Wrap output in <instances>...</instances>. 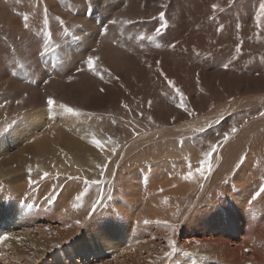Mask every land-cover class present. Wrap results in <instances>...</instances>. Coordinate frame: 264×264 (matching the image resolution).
<instances>
[{"label":"rangeland","instance_id":"1","mask_svg":"<svg viewBox=\"0 0 264 264\" xmlns=\"http://www.w3.org/2000/svg\"><path fill=\"white\" fill-rule=\"evenodd\" d=\"M261 3L264 0H0V156H9L5 162L0 159V235L10 236L17 245L27 237L24 247L0 249V264H77L73 256L79 264H262L264 257L256 249L264 251V240L245 233L249 239L243 237L245 223L264 221L253 219L260 211L264 215V194L248 204L264 184V28L255 27L257 15L264 25ZM160 11L166 13L168 27L156 36L160 21L153 17ZM25 14L28 30L23 28ZM105 27L107 34L101 35ZM241 41L242 53L237 54L235 46ZM89 55L99 57L94 66L101 69L103 80L88 71L76 72L77 67L86 68L81 61ZM161 71L185 94L195 116L175 106L179 98ZM69 75L74 77L71 82ZM49 95L75 111L48 109ZM32 112L41 113L30 117ZM232 126L237 132L214 154L207 179L195 178L188 194L184 185L166 183V177L181 182L187 163L196 166L218 138L216 133L222 136ZM200 127L206 133L194 131ZM35 137L48 140L36 145ZM109 137L128 146L118 149L124 159L114 187L103 186L112 199L89 220L90 197L99 189L90 185L82 206L73 208V198L82 189L66 177L98 178L96 165L103 163V156L91 141L106 142ZM241 156L246 159L236 168ZM43 172L50 176L41 181ZM29 176L38 183L29 187ZM56 193L58 199L48 204L45 198ZM177 206L179 217L173 215ZM157 220L176 225L175 231ZM31 227L36 230L28 231ZM20 228L28 233H20ZM85 230L99 234L92 246L80 241ZM260 232L264 236V227ZM19 235L21 240H16ZM167 237L179 250L171 262L162 258L169 250ZM135 247L144 254L133 262L122 260V254ZM230 252L236 258L240 254L238 263ZM253 255L259 262H253Z\"/></svg>","mask_w":264,"mask_h":264},{"label":"snow or ice","instance_id":"2","mask_svg":"<svg viewBox=\"0 0 264 264\" xmlns=\"http://www.w3.org/2000/svg\"><path fill=\"white\" fill-rule=\"evenodd\" d=\"M233 2V0H229V3L231 4ZM212 11L215 12L217 11V5L213 4L211 6ZM222 10V9H221ZM45 19H44V24L45 26H47V8H45ZM260 12L261 15H264V3H261L260 5ZM159 19L160 24L159 26L155 27L154 31L156 36H161L162 35V29H166L168 27V24L165 22L166 21V13L164 11H160L158 14V17H153V19ZM210 19H212V17H209ZM58 21L60 23H64L62 20H60V18H57ZM23 20V28L25 30H28L30 28L29 25V16L27 14L23 15L22 17ZM110 24H117L119 23V21L117 20H110L109 21ZM124 24H130L132 23V21L129 20H124L123 21ZM222 27L217 28V32L222 31ZM241 27V25L239 23L236 24V28L239 30ZM255 27L256 28H264V25L261 24V17L260 15H257L255 18ZM108 31V28L105 27L103 29V31L100 33L101 35H106ZM49 33L45 32V36H48ZM141 40L144 39V37H139ZM148 40H153L152 36H148L147 37ZM44 43H47V41H45ZM113 43H115V41H113ZM242 44L243 42L241 41L240 43H237L235 46V52L237 54H241L242 53ZM39 43L37 44V47L39 48ZM161 45L160 44H156V47L159 48ZM171 48H175L176 45L175 44H169L168 45ZM232 59H236L235 56L232 57ZM99 60V57L97 56H93V55H89L86 57V59H83L81 61L82 65H86V68L84 66L81 67H77L76 68V72L80 73V72H84V71H88L90 73H92L94 76L99 77V79L103 80L104 79V75L101 72V69L99 67L94 66L95 62ZM156 65L158 66L160 64V61H156L155 62ZM225 69H227L229 67L228 63H225L222 65ZM149 67L151 68L152 65H149ZM157 71H159V68L157 67ZM103 73H106L109 78H113L111 72L107 69L104 68L103 69ZM160 75L164 77L167 85L170 88H174L175 89V94L176 96L179 98L178 101L176 102V107L178 109H181L182 111H184L188 116H195L196 113L193 110H190L189 107L187 106V104L185 103L186 101V96L185 94L181 91V89L179 88H175V82L168 79L166 77V75L161 71ZM68 81L71 82L74 77L72 75H69L67 77ZM115 79H119V77H115ZM45 84L48 83L47 80L44 81ZM99 92L100 93H104L105 92V88L101 87L99 88ZM17 104H20L21 101L17 100L16 101ZM46 106L48 109H61L64 110L68 113H73L75 110L69 106H67L64 103H60L58 102L53 96L49 95L47 96L46 100H45ZM152 105V101L149 100L148 101V106L149 108H151ZM121 106L123 108H125L128 111H131L129 109V106L127 104H124L123 102L121 103ZM0 107H3V105H0ZM77 115L79 114L78 112L76 113ZM140 116H143V113H139ZM261 116H264V111L260 112ZM150 122L152 121V117L149 116L147 118ZM177 118L175 116L172 117V120L175 121ZM220 121H216V123H219ZM111 123L113 125H116L117 121L113 120L111 121ZM131 122H128V124H125V127L130 126ZM209 128H212V125L208 126ZM196 133H206V129L204 127H200L194 130ZM237 132V128L235 126H232L228 131H225L222 136L219 132L216 133L217 135V139L210 143L208 145L207 150L203 151L201 153V157L198 159L197 165L193 166L190 162L187 163V171L185 172V174L181 177L183 180L185 181H192L195 178L199 177L201 179H207V174H210L212 172V158L214 157V154L218 152V150L220 148H222L224 145H226L230 139V137L232 135H234ZM138 135V133H136L135 129L133 128V138H135V136ZM91 143L100 150L102 156H103V163L97 164L96 165V169H97V174H98V178L96 179H88L87 177H84L82 175H68L66 177L67 181H74L76 182L77 188L78 189H82L77 191V194L74 196V201L75 203H73V208H80L82 206V202L84 201L86 196H89V186L90 185H95L99 191L95 194L94 197H90L92 199L91 205H90V210L87 212V216L86 219H92L94 214L97 212L98 207L103 208L105 206V201L106 200H111L112 196L110 192H105L104 190V184L107 183L111 186L114 187L115 185V180H116V176H117V172L119 170V168L121 167L120 161H122L124 159V154L122 152H119L118 149H120L121 147H127V143H124L123 145H121L118 141L113 140L111 137H109V139L105 142L99 139H93L91 141ZM181 146V150L183 149V145H184V139L179 140L178 142ZM119 157L118 160H113L114 157ZM217 159L219 157H216ZM246 159L245 156H241L240 157V163H238L236 165V168H239L241 166V164L243 163V161ZM115 164V167L112 168L110 167V165ZM29 174L31 173V168L29 167L28 169ZM50 173L49 172H43L40 175V180H44L45 178L49 177ZM111 177V179H107V177ZM38 183V181L31 179V176H29L28 179V185L29 187H32L34 184ZM61 188H63V186H61ZM200 188L203 189L204 188V184L201 183L200 184ZM262 194H264V184H262L259 189L257 191L254 192V194L251 196V199L248 201L249 205H252L253 201H256L257 198L261 197ZM59 193H56L55 195H50L48 197H46V202L48 204H52L54 201H56L58 199ZM189 211H191V208L189 209ZM174 216L179 217L181 215V210L180 208L177 206L176 212L173 213ZM77 223L79 224V221H77ZM145 224H149L151 223L150 221L145 220L144 221ZM156 224L158 225H166L168 227H171L173 229V231H175L176 225H168L167 221H161V220H157L155 221ZM10 239L9 236L7 235H0V241H5ZM15 239L19 240V237H16ZM153 240L156 239V237H152ZM165 241V238H161V242L163 243ZM166 244L168 247V251H164L163 252V259L167 260V261H173V257L175 256V254L179 251L177 246H176V241H174L171 237H167L166 238ZM245 251H247V249H245ZM185 255H189V253H184ZM161 257H158V259Z\"/></svg>","mask_w":264,"mask_h":264},{"label":"bare ground","instance_id":"3","mask_svg":"<svg viewBox=\"0 0 264 264\" xmlns=\"http://www.w3.org/2000/svg\"><path fill=\"white\" fill-rule=\"evenodd\" d=\"M202 25V24H201ZM184 33V32H183ZM185 34V33H184ZM183 35V34H182ZM237 64V63H236ZM246 68V67H245ZM53 111V110H52ZM46 112V110L44 111V113ZM34 113V114H33ZM41 113V112H40ZM40 113H35V112H32L31 114H30V117H33L34 115H39L40 116ZM64 114L66 115V117H68V114L67 113H65L64 112ZM64 114L63 113H61V115L62 116H64ZM29 117V116H28ZM65 117V116H64ZM27 121V120H26ZM30 124H31V122H30ZM49 130V129H48ZM113 132V131H112ZM51 133V132H50ZM5 137V136H4ZM48 140V138H45V139H39L38 137H35L34 139H33V142L34 143H36V145H38V144H46V141ZM254 140V139H253ZM84 150V149H83ZM198 150V149H197ZM69 152V151H68ZM91 153V152H90ZM1 158V160H3V162H5L6 160L5 159H7L9 156H0ZM221 157V156H220ZM187 158V157H186ZM9 159V158H8ZM162 161V160H161ZM225 161V160H224ZM255 161V160H254ZM185 164H186V162H185ZM165 165V164H164ZM167 165V164H166ZM181 166V165H180ZM249 166V165H248ZM158 167V166H157ZM169 166H166V170H167V168H168ZM173 168H175L174 167V165H173ZM181 168V167H180ZM248 169V168H247ZM159 170V169H158ZM168 170H170V169H168ZM172 170V169H171ZM243 171V170H242ZM169 172V175L171 174H173V175H175V172H171V171H168ZM182 172V171H181ZM181 172H179V174H181ZM245 172V171H244ZM176 173H177V171H176ZM178 173H177V175H179ZM176 175V176H177ZM148 177V176H147ZM166 177V176H165ZM264 178V177H263ZM200 179V178H199ZM180 180H181V182L180 181H177V183L176 182H174V180L172 179H170L169 180V178H165V181H166V183L168 184V185H170L171 187H175L176 185L178 186V185H180V186H183L184 185V190L183 191H185L187 194H188V192L190 191V187H192V185H193V180L192 181H185V180H183L182 178H180ZM196 180L198 181V179L196 178ZM243 181V180H242ZM191 182H192V185H191ZM202 182V181H201ZM161 183V182H160ZM194 184H196V183H194ZM5 185V184H4ZM197 185V184H196ZM253 186V185H252ZM251 186V187H252ZM253 187H255V186H253ZM178 189V188H177ZM180 191H182V190H180ZM192 191V190H191ZM176 193V192H175ZM19 194V193H18ZM25 194V193H24ZM23 194V195H24ZM26 195V194H25ZM91 199V198H90ZM164 200V199H163ZM244 204V203H243ZM263 206V205H262ZM172 209V208H171ZM86 211V210H85ZM264 211V210H263ZM261 212V211H260ZM259 212V215H257L256 217H253V219L254 218H256V219H263L264 220V215H263V213H260ZM43 213V212H42ZM247 213V212H246ZM245 213V214H246ZM27 214V213H26ZM149 214H151V213H149ZM244 215V214H243ZM26 217L27 218V216L26 215H21V217ZM247 216V215H246ZM245 216V217H246ZM252 216V215H251ZM19 217V216H18ZM79 217V216H78ZM150 217V216H149ZM148 217V218H149ZM166 217V216H165ZM174 218V217H173ZM122 219V218H121ZM258 221V220H257ZM255 219L253 220V221H249V223H245V226L244 227H246L247 229L245 230V232H243V234L245 233L246 235L247 234H249V236H250V238H252V237H257L256 239H260V240H264V236H263V234H261V232L258 234V233H256L257 232V230L259 231V229H263V227H264V221L262 222V223H258ZM77 221H75V223H76ZM14 223V222H13ZM24 224V222H22V225ZM77 224V223H76ZM25 225V224H24ZM75 225V224H74ZM73 225V226H74ZM179 225V224H178ZM28 226V225H27ZM109 227H112V224H109ZM87 228H89V227H87ZM257 229V230H255V229ZM20 229H22V231L20 230V233H22V234H25V232H26V229L25 228H20ZM109 229V228H108ZM133 229V228H132ZM36 229H34L33 227H31V229L30 230H28V231H35ZM71 230H72V228H71ZM74 230H76L77 231V229H76V227L74 226L73 227V232H74ZM244 230V229H243ZM28 231L26 232V233H28ZM86 231V230H85ZM38 232V231H37ZM60 233V232H59ZM66 233V232H65ZM82 233V232H81ZM94 232H88V231H86L84 234H81L82 236H81V242L82 243H85V242H89L88 243V245L89 244H91V240L92 239H94V237H95V234H96V236H98L99 234L96 232V233H94ZM75 234H76V232H75ZM104 234V233H103ZM133 234V233H132ZM137 234V233H136ZM244 234V236L243 237H245L246 239H249L248 237L249 236H246ZM63 235H64V233H63ZM62 235V236H63ZM65 235H67V234H65ZM107 235H108V233H107ZM24 236V235H23ZM57 236H59L58 235V233H57ZM61 236V237H62ZM10 237V236H9ZM17 237H19V238H21L22 237V235H19V236H17ZM48 237V236H47ZM60 237V236H59ZM65 237V236H64ZM110 237H111V235H110ZM27 238V237H26ZM25 238V239H26ZM65 238H67V237H65ZM114 238V237H113ZM25 239H23V237H22V241L21 242H19L18 243V245H17V242H13L12 244H11V239H8V240H5V241H0V249L2 250V249H11L12 248V246L13 245H15V248L17 247V246H19V247H24V246H26V241H25ZM61 239V238H60ZM80 239V238H79ZM96 239V238H95ZM109 239V238H108ZM218 239H219V235L217 234V240L216 241H218ZM17 240V239H16ZM21 240V239H20ZM62 240V239H61ZM98 240H99V236H98ZM112 240H114V239H112ZM121 240V239H120ZM131 240V239H130ZM245 240V239H244ZM97 241V240H96ZM95 241V242H96ZM125 241V240H124ZM132 241V240H131ZM130 241V242H131ZM140 241V240H139ZM5 242H6V244H5ZM100 242V241H99ZM109 242V241H108ZM115 242V241H114ZM118 242V241H117ZM134 242V241H133ZM142 242H145V240L144 241H142ZM28 243H30V242H28ZM122 243V242H121ZM136 243H138V242H136ZM136 243H134V246H135V244ZM149 243V242H148ZM211 243V242H210ZM219 243V242H218ZM217 243V244H218ZM226 243V242H225ZM242 243V242H241ZM250 243V242H249ZM4 244H5V246H4ZM7 244H9V245H7ZM103 244V243H102ZM144 244V243H143ZM143 244H141V246L143 245ZM231 244H232V242H231ZM238 244V243H237ZM243 244V243H242ZM93 245L94 246H96L95 245V243H93ZM137 245V244H136ZM225 245V244H224ZM29 246H30V244H29ZM34 246V245H33ZM91 246H92V244H91ZM98 246H100V244H98ZM105 246V245H104ZM107 246H108V243H107ZM131 246V245H130ZM137 246H139V245H137ZM140 246V247H141ZM215 246V245H214ZM221 246V245H220ZM220 246H218V247H220ZM132 247V246H131ZM130 247V248H131ZM216 247H217V245H216ZM224 248H227V246H223ZM31 248V247H30ZM34 248H36V247H34ZM100 248V247H99ZM182 248V247H181ZM202 248V247H201ZM200 248V249H201ZM207 248V247H206ZM211 248V247H210ZM209 248V249H210ZM229 248V247H228ZM241 248V247H240ZM245 248V247H244ZM32 249V248H31ZM77 249V248H76ZM97 248L95 247V251H97L96 250ZM133 249V248H132ZM254 249V248H253ZM122 250V249H121ZM218 250V249H217ZM229 251H230V249H228ZM227 250V251H228ZM235 250H237V249H235ZM234 250V251H235ZM243 250V249H242ZM257 250V252L259 253V255H262L261 257H264V251H261V250H259V249H256ZM255 250V251H256ZM71 251H73V250H71ZM141 251V250H140ZM181 251V250H180ZM204 251V250H203ZM228 251V252H229ZM239 251V250H238ZM254 251V250H253ZM126 252V251H125ZM153 252V251H152ZM240 252H241V250H240ZM70 253V252H69ZM231 253V252H230ZM229 253V254H230ZM233 253V252H232ZM232 253H231V255H232ZM263 253V254H262ZM144 254V252H139V249L137 250L136 249V247L133 249V250H131V249H129L125 254H122V257H124L122 260H126V259H129V260H131L132 262L133 261H135V260H137L138 258H139V255H143ZM204 254V253H203ZM239 254V253H238ZM129 255V256H128ZM147 255V254H146ZM149 255V254H148ZM250 255H251V253H250ZM79 256V255H78ZM77 256V257H78ZM91 256V255H90ZM154 256L157 258L158 257V255L156 254H154ZM238 256H240V254L238 255ZM238 256H237V258H238ZM149 257V256H148ZM232 257V256H231ZM74 258H76V257H72V260L75 262V263H77V264H79L78 262H80V259L78 260H76L75 261V259ZM82 258V257H81ZM146 258V257H145ZM237 258H236V256H235V254L233 253V259H234V261L236 262V261H238L237 260ZM253 258H254V261L253 262H255V261H258L259 262V256H255V255H253ZM14 263H17L18 261L16 260V259H11ZM91 260V259H90ZM95 260V259H94ZM261 261L259 262V263H262V264H264V259L262 258V259H260ZM65 261H68V260H65ZM240 261V260H239ZM20 262V261H19ZM21 263V262H20ZM82 263V262H81ZM80 263V264H81ZM236 263H238V262H236ZM242 263V262H241ZM47 264V263H46ZM49 264V263H48ZM64 264V263H63Z\"/></svg>","mask_w":264,"mask_h":264}]
</instances>
